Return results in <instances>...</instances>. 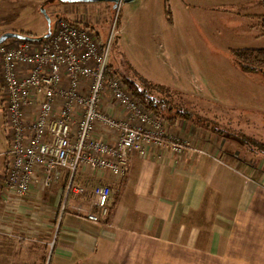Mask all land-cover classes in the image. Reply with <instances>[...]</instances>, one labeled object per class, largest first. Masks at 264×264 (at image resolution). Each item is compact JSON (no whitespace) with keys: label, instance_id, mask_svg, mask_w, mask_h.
Returning <instances> with one entry per match:
<instances>
[{"label":"crops","instance_id":"crops-1","mask_svg":"<svg viewBox=\"0 0 264 264\" xmlns=\"http://www.w3.org/2000/svg\"><path fill=\"white\" fill-rule=\"evenodd\" d=\"M104 106L121 114L110 98ZM169 128L186 141L183 153L133 152L123 178L81 169L80 190L69 196L66 172L54 187L6 196L8 152L0 148V264H264V171L253 180L247 164L222 159L221 146L190 122ZM99 185L112 190L110 213L92 222L74 209L96 213Z\"/></svg>","mask_w":264,"mask_h":264},{"label":"built area","instance_id":"built-area-1","mask_svg":"<svg viewBox=\"0 0 264 264\" xmlns=\"http://www.w3.org/2000/svg\"><path fill=\"white\" fill-rule=\"evenodd\" d=\"M113 31L101 44L89 27L58 17L43 38L0 43L3 114L10 130L6 196L26 198L34 187L58 182L63 172L68 196L80 190L74 180L81 169L123 178L133 152L144 154L152 146L185 151L186 141L171 134L169 122L110 70ZM109 98L119 116L104 106ZM92 193L98 211H74L99 222L110 213L112 190L99 185Z\"/></svg>","mask_w":264,"mask_h":264},{"label":"rangeland","instance_id":"rangeland-1","mask_svg":"<svg viewBox=\"0 0 264 264\" xmlns=\"http://www.w3.org/2000/svg\"><path fill=\"white\" fill-rule=\"evenodd\" d=\"M179 1L0 0V38H43L58 17L90 25L103 41L114 30L109 55L112 72L117 67L124 72L132 69L135 76L214 101L221 108L237 112L245 109L264 116V72H243L231 52L264 48V35L254 27L258 22L255 15L263 13V8L256 0H188V6L185 1L178 14ZM1 72L0 65V148L7 153L10 130L3 114ZM197 128L221 146L222 159L239 168L237 161L242 162L239 159L243 157L234 143ZM247 163L257 168L247 164L245 173L261 180V161Z\"/></svg>","mask_w":264,"mask_h":264},{"label":"trees","instance_id":"trees-1","mask_svg":"<svg viewBox=\"0 0 264 264\" xmlns=\"http://www.w3.org/2000/svg\"><path fill=\"white\" fill-rule=\"evenodd\" d=\"M256 1L263 8V13L255 15L258 22L254 27L260 35H264V0ZM167 12L170 14L169 10ZM76 24L90 27L83 22H76ZM119 26L120 21L117 20L116 27ZM96 36L103 44L104 41L100 35ZM231 52L237 66L243 72H264V48L232 49ZM112 66L110 63V70L114 68ZM131 70L124 72L117 67L113 69V73L118 75L133 95L156 116L171 124L176 123L177 120L189 121L205 131L223 137L227 142L235 144L233 146L241 152L243 158L240 157L239 160L244 165L255 160L261 161V166L264 167V126H259L264 124V116L245 109L237 112L221 108L214 101L157 83L143 76H135ZM225 163L230 164L226 161ZM249 166L253 169L257 168L253 164Z\"/></svg>","mask_w":264,"mask_h":264},{"label":"water","instance_id":"water-1","mask_svg":"<svg viewBox=\"0 0 264 264\" xmlns=\"http://www.w3.org/2000/svg\"><path fill=\"white\" fill-rule=\"evenodd\" d=\"M101 1L118 2L119 0H101ZM125 1H126V2H131V1H133V0H125ZM8 38H17V39H20V38H18V35H10V36H8V37H2V38H0V43L3 42V41H5V40L8 39Z\"/></svg>","mask_w":264,"mask_h":264},{"label":"flooded vegetation","instance_id":"flooded-vegetation-1","mask_svg":"<svg viewBox=\"0 0 264 264\" xmlns=\"http://www.w3.org/2000/svg\"><path fill=\"white\" fill-rule=\"evenodd\" d=\"M54 7H57L58 5L57 4H53ZM64 6H66V3L64 4Z\"/></svg>","mask_w":264,"mask_h":264}]
</instances>
